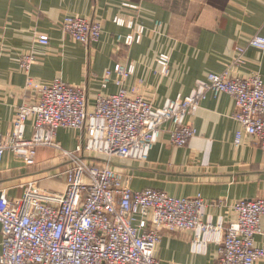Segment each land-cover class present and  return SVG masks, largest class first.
<instances>
[{
	"label": "built area",
	"instance_id": "1",
	"mask_svg": "<svg viewBox=\"0 0 264 264\" xmlns=\"http://www.w3.org/2000/svg\"><path fill=\"white\" fill-rule=\"evenodd\" d=\"M113 23L129 31L118 35V42L127 48L140 43L143 25L118 17ZM60 27L86 48L102 35L100 22L78 16L65 17ZM34 41L41 47L49 45L44 34L35 35ZM247 46L264 54V36L250 37ZM244 51L237 50L236 64L242 63ZM34 62L32 53L19 60L28 96L15 110L10 133L0 135V164L10 153L32 168L38 152L49 150L66 163L61 173L51 176L62 178L64 190L46 191L30 182L20 196L11 198L7 190L0 191V264H159L154 250L163 231L191 234L190 250L195 254H205L208 244H217L218 257L213 264L264 260V247L255 246V237L261 234L264 199L234 203V220L214 225L205 218L209 203L200 196L176 198L154 189L133 191L132 177L111 166L115 157L145 162L166 122L172 125L171 145L185 147L195 136L187 118L194 116L208 95L226 94L233 99V119L241 128L235 145L245 135L253 137L264 152V84L259 76L208 74L195 82L188 96H177L154 108L146 98L125 89L133 69L117 63L104 71L101 81V89L113 84L116 93L99 94L88 110L83 87L60 79L50 84L38 82L30 74ZM169 62L167 54H160L155 73L166 78ZM28 122L32 125L30 138L25 137ZM59 129L80 133L74 150H65L56 141Z\"/></svg>",
	"mask_w": 264,
	"mask_h": 264
},
{
	"label": "crops",
	"instance_id": "2",
	"mask_svg": "<svg viewBox=\"0 0 264 264\" xmlns=\"http://www.w3.org/2000/svg\"><path fill=\"white\" fill-rule=\"evenodd\" d=\"M69 16L100 22L99 41L88 48L72 41L60 27ZM116 17L145 27L139 44L127 48L116 40L129 33L113 23ZM263 24L264 0H0V135L10 133L15 110L27 95L25 76L19 70L23 54H33L30 74L38 82L50 84L60 79L83 87L88 110L99 94L116 93L113 84L101 89L104 71L117 63L132 66L125 89L160 108L167 100L188 96L195 82L208 74L257 75L264 84V54L247 46L250 37L264 36ZM39 34L49 38L47 47L35 44ZM239 48L245 51L242 63L236 64ZM160 54L170 57L166 78L156 74ZM234 111L230 96L208 95L194 116L187 118L195 136L185 147L171 145L172 125L166 122L145 162L113 160L111 166L132 177L133 191L154 189L176 198L200 196L209 203L205 218L214 225H226L235 218L234 203L264 199V152L253 137L245 135L235 145L241 128L233 119ZM31 135L28 122L25 137ZM79 136L77 131L59 129L55 138L62 148L72 151ZM65 166L49 150L38 152L32 168L6 153L0 164V191L7 190L13 198L22 195L30 182L42 189L43 181ZM260 222L261 234L255 237L258 248L264 247V217ZM190 238L189 233L163 231L154 257L159 264H213L217 244H208L205 254H195L190 250ZM1 241L0 235V252ZM256 264H264V260Z\"/></svg>",
	"mask_w": 264,
	"mask_h": 264
},
{
	"label": "rangeland",
	"instance_id": "3",
	"mask_svg": "<svg viewBox=\"0 0 264 264\" xmlns=\"http://www.w3.org/2000/svg\"><path fill=\"white\" fill-rule=\"evenodd\" d=\"M113 160L122 161L121 159H118L116 157ZM62 170L63 169H61L60 171H57V172H53L52 175L59 174L62 172ZM41 185H42L41 186L42 189L46 190V191H54V192L62 193L63 189H64L62 180L60 178H48V179L44 180Z\"/></svg>",
	"mask_w": 264,
	"mask_h": 264
}]
</instances>
